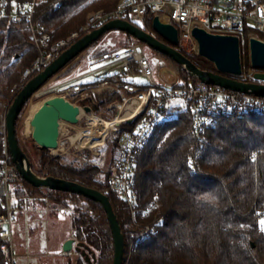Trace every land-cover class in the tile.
<instances>
[{
	"label": "trees",
	"instance_id": "obj_1",
	"mask_svg": "<svg viewBox=\"0 0 264 264\" xmlns=\"http://www.w3.org/2000/svg\"><path fill=\"white\" fill-rule=\"evenodd\" d=\"M118 1L40 0L33 21L42 24L56 41L85 23L90 12L113 10ZM151 23L147 15L144 27L153 32ZM107 32L86 49H93ZM124 34L123 44L134 38ZM175 47L199 68L216 72L204 57ZM103 51H93L90 58L99 57ZM37 54L28 23L0 18V102L10 100L13 84ZM179 70L182 81H198L182 67ZM119 99L116 92L105 91L90 94L80 102L98 110ZM167 112L170 118L153 127L135 154L132 214L126 203L110 192L107 173L103 179L97 177L100 171L96 165L71 166L47 150L35 155L34 165L26 154L38 175L75 181L108 196L124 238L122 264L127 258L128 264H264V230L260 223L264 217V115L215 117L205 131L204 142L199 144L192 128L189 100H169ZM142 116L119 126L112 151L120 132L132 130ZM12 190L19 210L37 202L44 205L46 199L58 206L72 203L73 238L84 249L94 251V264H112L113 237L98 202L79 193L33 186L22 178ZM146 227L150 229L145 231ZM2 259L0 250V264ZM83 261L79 258L75 264Z\"/></svg>",
	"mask_w": 264,
	"mask_h": 264
},
{
	"label": "built area",
	"instance_id": "obj_2",
	"mask_svg": "<svg viewBox=\"0 0 264 264\" xmlns=\"http://www.w3.org/2000/svg\"><path fill=\"white\" fill-rule=\"evenodd\" d=\"M39 1L0 0V18L8 17L13 23H28L30 37L38 50L35 58L21 71L20 80L13 84L10 100L0 102V250L3 264L18 263L12 232L13 217L18 208L15 205L12 186L21 179L8 149L5 113L27 80L42 70L62 50L107 20L120 18L134 24H144L147 15L152 19L157 16L162 22L172 24L178 32V45L184 48L192 45L196 54L198 46L192 35V28L195 26L213 33L233 34L238 38L237 33H244L247 40L254 37L264 41V0H119L113 10L98 9L90 12L85 23L56 41H52L51 34L42 24L33 21L35 5ZM215 27H220L225 32H214L212 29ZM141 28L148 31L144 26ZM95 60V66L58 83L56 87L64 90L60 96L67 100L69 95L86 97L91 90L116 92L120 99L107 105L108 109L116 108L115 117L121 116V120L113 126L112 133H117L123 122L143 115L132 130L120 132L106 169L110 192L126 203L131 214L135 207V154L153 127L170 118L167 112L169 100H189L192 128L199 144L204 142L205 131L215 117L249 113L264 115V96L235 91L199 80L194 84L182 80L172 83L163 80L161 75L171 64L158 52H154L151 59L144 50V44L135 38L121 46L103 51ZM106 76L111 78L105 79ZM84 77H91L93 80L81 83L80 80ZM96 79L102 80L94 83ZM78 105L82 112L79 120L83 115L88 118L89 112L83 110V105ZM70 142L76 141H72L70 137ZM63 144L58 138L57 149H61ZM190 166L193 168L194 164ZM149 229L146 227L145 231ZM25 257L28 258L29 254ZM124 264H128V258Z\"/></svg>",
	"mask_w": 264,
	"mask_h": 264
},
{
	"label": "water",
	"instance_id": "obj_3",
	"mask_svg": "<svg viewBox=\"0 0 264 264\" xmlns=\"http://www.w3.org/2000/svg\"><path fill=\"white\" fill-rule=\"evenodd\" d=\"M153 32L146 31L126 19H110L98 28L91 30L75 40L62 50L42 70L32 76L12 99L5 113L6 140L12 161L21 178L33 186L45 187L79 193L98 202L106 213L113 237L112 264H122L124 256V238L118 219L108 196L94 188L83 186L75 181L65 180L51 175L42 176L35 173L31 167L26 152L19 145L16 137L15 122L23 106L30 96L45 82L62 70L70 61L77 57L91 43L96 41L106 31H121L149 46L154 51L169 57L176 65L185 69L191 76L207 84L219 85L227 89L264 96V72H256L253 77L263 82H245L234 78L242 73L240 40L236 35L213 33L202 27L192 28L198 55L210 61L216 70H203L195 65L187 56L179 51L177 29L170 23L162 22L157 16L152 19ZM160 38L168 42L160 40ZM249 63L253 69H264V41L251 37L248 40ZM83 110L91 112L89 105H83ZM81 107L62 96L51 97L42 103L29 119L28 126L32 139L44 149L57 148L61 121L76 124L79 121ZM74 239H67L63 250H71ZM76 244V250L85 254Z\"/></svg>",
	"mask_w": 264,
	"mask_h": 264
},
{
	"label": "rangeland",
	"instance_id": "obj_4",
	"mask_svg": "<svg viewBox=\"0 0 264 264\" xmlns=\"http://www.w3.org/2000/svg\"><path fill=\"white\" fill-rule=\"evenodd\" d=\"M151 18V17H150ZM136 25L143 27L144 24L142 22H135ZM214 32H225L220 27H215L212 29ZM240 40V50H241V65L243 68V72H250L253 69L249 63V47H248V38L244 33H237ZM126 40V35L124 32H120L117 30L109 31L105 33L98 43L95 45L93 49H84L77 57H75L70 63L67 64L65 68L59 71L57 74L50 77L45 84H43L35 94H32L28 101L23 106L16 123V135L21 148L29 155L34 165L36 164L35 155L39 154L41 151L47 150L48 154L52 156L59 155L62 158L63 163H67L71 166L81 167L85 164L96 165L99 168L100 173L97 175L98 178L103 179L106 174V169L110 162L112 156V142L116 133H112V129L108 130L107 134L104 136V142L100 145L91 147L85 144L80 143V141L70 142V137L72 138L77 134L79 128H87V122L89 121L84 115L76 124H71L68 122H63L60 125V133L59 139L64 142L63 147L61 149H57L56 152H52L50 149L41 148L31 137V132L28 126L29 119L33 115V113L37 110V108L44 102L48 101L51 97L60 96L64 93L62 88H57L56 85L59 81L64 80L66 78L77 75L97 64L96 60L90 58V55L93 51L101 52L102 50H110L112 48L123 45ZM181 47V46H180ZM185 52L189 54H196L192 45H188L187 47H181ZM144 50L146 54L152 59V55L154 50L149 46L144 45ZM198 55V54H196ZM96 59V58H94ZM166 59V58H165ZM166 61L171 64L168 71L162 75V79L168 81V78L173 82L175 80H181V72L179 70V66L175 63L166 59ZM245 65H248V68L244 70ZM170 73V74H169ZM93 78L84 77L80 80L81 83L90 82ZM138 81H142L140 78H137ZM102 90H94L91 94H101ZM82 97L69 95V101L75 104H81ZM82 105V104H81ZM94 115H97L101 118L111 120L115 117L116 108L108 109L107 105L100 107L98 110L92 109ZM90 112L88 115H92ZM75 143V144H74ZM85 145V146H84ZM30 208V214L39 212V210L44 209L47 211V215L52 216V214L60 212L64 213L66 216V226L68 221L72 217V203L69 202L67 206H58L54 205L50 200L46 199L44 205H40L37 203L30 204L23 209H17L14 215V243L16 244V253H17V264H25L24 254L21 248L19 247L20 241H24V235L21 233L23 229L22 219L20 215L22 212L27 211V208ZM65 226V225H64ZM68 227V226H67ZM262 229H264V225H262ZM72 235V230H71ZM73 237V236H72ZM41 248L44 245V240L41 238L40 243ZM81 250L85 251V254H81L77 252L74 257H71L75 261L77 259H84L83 264H94L95 253L94 251L84 249L83 246L80 247ZM74 261V263H75Z\"/></svg>",
	"mask_w": 264,
	"mask_h": 264
},
{
	"label": "crops",
	"instance_id": "obj_5",
	"mask_svg": "<svg viewBox=\"0 0 264 264\" xmlns=\"http://www.w3.org/2000/svg\"><path fill=\"white\" fill-rule=\"evenodd\" d=\"M167 69H169V66ZM166 72L169 71L166 70L165 73ZM69 78L61 80L59 81V83ZM176 81L177 80H175V82ZM167 82L172 83L173 81L168 78ZM92 91L93 90L89 91L87 96H90ZM30 208L32 207L27 208V211L22 212L20 215L23 224V229L21 233L24 235L25 240L20 241L19 247L23 251L24 260L26 261L25 264H75L74 263L75 260L72 259L71 257H74V255H76L78 251L76 250L77 241L71 235V219L68 218L69 221L67 227L65 223L67 215H65L64 213L57 212L52 214V216H50L47 215V211L41 209L39 210V212H36L34 215V213L31 214L29 213ZM13 222H14V217H13ZM12 232L14 238V227H12ZM41 238H43L45 245L42 248L40 246ZM70 238L74 239V242L71 250L66 252L63 250V244L67 239ZM14 245L16 247L15 243ZM26 254H29L28 258L25 257Z\"/></svg>",
	"mask_w": 264,
	"mask_h": 264
},
{
	"label": "bare ground",
	"instance_id": "obj_6",
	"mask_svg": "<svg viewBox=\"0 0 264 264\" xmlns=\"http://www.w3.org/2000/svg\"><path fill=\"white\" fill-rule=\"evenodd\" d=\"M88 120L89 121L87 123V128H79L77 134L74 135L71 139L72 141H80V143L82 144L94 147L102 143L105 134L108 132V130L112 129L113 126L121 120V116H117L111 120H107L92 114L89 115ZM63 122L64 121H61V124ZM50 150L52 152H56L57 148H52Z\"/></svg>",
	"mask_w": 264,
	"mask_h": 264
},
{
	"label": "flooded vegetation",
	"instance_id": "obj_7",
	"mask_svg": "<svg viewBox=\"0 0 264 264\" xmlns=\"http://www.w3.org/2000/svg\"><path fill=\"white\" fill-rule=\"evenodd\" d=\"M256 72H264V69H251L250 72H243L242 70V73L238 76H234V78L238 79V80H242V81H245V82H257V83H260V82H263L261 80H257L253 77V75L256 73Z\"/></svg>",
	"mask_w": 264,
	"mask_h": 264
},
{
	"label": "snow or ice",
	"instance_id": "obj_8",
	"mask_svg": "<svg viewBox=\"0 0 264 264\" xmlns=\"http://www.w3.org/2000/svg\"><path fill=\"white\" fill-rule=\"evenodd\" d=\"M253 159H255V156H253ZM260 223H261L262 225H264V217L261 218ZM262 230H264V229H262Z\"/></svg>",
	"mask_w": 264,
	"mask_h": 264
}]
</instances>
